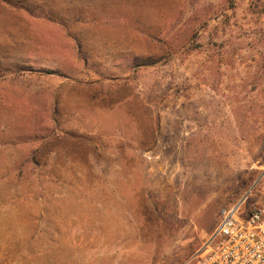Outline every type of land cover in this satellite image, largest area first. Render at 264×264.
<instances>
[{
  "label": "rangeland",
  "instance_id": "1",
  "mask_svg": "<svg viewBox=\"0 0 264 264\" xmlns=\"http://www.w3.org/2000/svg\"><path fill=\"white\" fill-rule=\"evenodd\" d=\"M264 204V0H0V264H180Z\"/></svg>",
  "mask_w": 264,
  "mask_h": 264
},
{
  "label": "built area",
  "instance_id": "2",
  "mask_svg": "<svg viewBox=\"0 0 264 264\" xmlns=\"http://www.w3.org/2000/svg\"><path fill=\"white\" fill-rule=\"evenodd\" d=\"M220 208L213 236L180 264H264V204Z\"/></svg>",
  "mask_w": 264,
  "mask_h": 264
}]
</instances>
